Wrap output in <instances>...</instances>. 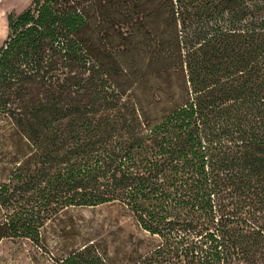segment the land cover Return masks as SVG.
Segmentation results:
<instances>
[{
  "label": "trees",
  "instance_id": "trees-1",
  "mask_svg": "<svg viewBox=\"0 0 264 264\" xmlns=\"http://www.w3.org/2000/svg\"><path fill=\"white\" fill-rule=\"evenodd\" d=\"M7 28L0 115L29 150L0 241L115 203L157 237L131 264H264V0H32Z\"/></svg>",
  "mask_w": 264,
  "mask_h": 264
},
{
  "label": "rangeland",
  "instance_id": "rangeland-1",
  "mask_svg": "<svg viewBox=\"0 0 264 264\" xmlns=\"http://www.w3.org/2000/svg\"><path fill=\"white\" fill-rule=\"evenodd\" d=\"M32 0H0V45L8 31V15H17ZM29 150L0 115V184L13 165ZM94 243L110 264H131L155 243L122 205L68 207L47 221L38 243L25 238L0 241V264H59V260L84 244Z\"/></svg>",
  "mask_w": 264,
  "mask_h": 264
}]
</instances>
